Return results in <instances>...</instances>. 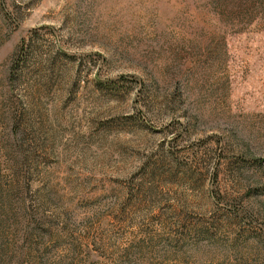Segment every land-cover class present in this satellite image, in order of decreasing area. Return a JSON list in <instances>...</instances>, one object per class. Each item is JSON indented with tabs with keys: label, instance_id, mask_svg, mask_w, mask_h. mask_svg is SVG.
Masks as SVG:
<instances>
[{
	"label": "rangeland",
	"instance_id": "374dc122",
	"mask_svg": "<svg viewBox=\"0 0 264 264\" xmlns=\"http://www.w3.org/2000/svg\"><path fill=\"white\" fill-rule=\"evenodd\" d=\"M0 264H264V0H0Z\"/></svg>",
	"mask_w": 264,
	"mask_h": 264
}]
</instances>
